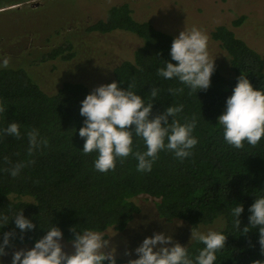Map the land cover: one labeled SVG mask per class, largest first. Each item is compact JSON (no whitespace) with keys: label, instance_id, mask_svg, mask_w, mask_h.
I'll return each instance as SVG.
<instances>
[{"label":"trees","instance_id":"1","mask_svg":"<svg viewBox=\"0 0 264 264\" xmlns=\"http://www.w3.org/2000/svg\"><path fill=\"white\" fill-rule=\"evenodd\" d=\"M5 1L0 0V8L16 0ZM235 2L185 0L182 4L175 3L178 9L169 6L172 3L163 8V14L170 15L168 19L171 16L179 19L180 23L184 22L183 27L209 31L212 40L220 43L229 57V75L216 66L211 86L197 94L190 95L178 81L164 80L156 74L163 60L170 59L175 37L174 24L164 23L166 19L156 12L158 6L167 4L165 0L144 3L134 0L112 6L106 17L90 25L87 31L108 46L118 31L136 36L140 42L133 49V59L112 64L108 61H113V53L95 51L106 63H99L90 74L79 79L64 81L52 94L41 87L24 65L0 68V100L7 104V110L0 114V129L15 121L22 133L19 139L0 136V214L9 221L0 228V242L3 233H16L6 253L33 247L51 223L62 229L63 239L69 243L73 236L70 229L75 225L105 233L111 229L124 231L140 215L141 208L133 199L142 195L155 200L156 217L168 233H175V223L200 228L222 218L218 230L227 239L225 247L217 253V264H255L256 261L264 264L258 227L248 233L242 231L249 224L250 205L257 196L264 195V138L255 147L245 144L242 149H234L224 142L223 130L217 125V117L224 111L226 99L242 73L254 87H264V53L251 39L252 34H261L257 29H264L261 26L264 20L256 13L264 6V0ZM140 9L145 14H137ZM76 57L74 44L67 39L49 51L39 52L31 65L55 60L69 62ZM113 81H122L120 86L125 89L134 83L135 91L141 96L152 87L159 88L153 116L163 113L171 104L184 106L177 116L181 122L195 115L198 124L194 135L198 143L193 154L181 162L171 152L162 151L152 171L147 173L136 170L137 162L131 156L118 161L115 170L107 173L94 170L96 154H84L80 150L84 140L79 136V128L85 118L79 110L81 101L94 88ZM169 88L184 90L173 96ZM32 129L46 137L48 145L29 154L26 133ZM134 144L136 150H145L142 140L134 137ZM17 163L25 166L13 178L7 169ZM237 203L244 206L239 229L231 216V209ZM21 210L37 226L23 234V239L12 218ZM182 245L188 246L193 254L204 246L195 240ZM116 258L118 264H127L137 257Z\"/></svg>","mask_w":264,"mask_h":264},{"label":"clouds","instance_id":"2","mask_svg":"<svg viewBox=\"0 0 264 264\" xmlns=\"http://www.w3.org/2000/svg\"><path fill=\"white\" fill-rule=\"evenodd\" d=\"M170 59L163 60V65L156 69V74L164 80H176L189 94L206 91L212 83L216 71L215 59L210 58L208 36L202 30L192 27L184 28L174 37L169 51ZM9 58L0 59V68L9 66ZM113 81L93 89L81 101L80 115L84 117L83 126L79 128V136L84 140V154L95 153L94 170L107 173L115 170L117 162L129 156L136 160L138 172H151L154 163L162 151L171 152L179 161L190 157L198 143L194 131L198 120L195 115L183 122L177 119L182 113V104L170 105L161 114L152 115L159 88L152 87L145 96L135 91V84L129 83L122 88ZM183 88H169L175 96ZM7 110L6 102L0 100V114ZM171 117V119H169ZM223 130L224 142L234 149H242L245 144L255 147L264 138V87H254L247 76L242 73L227 97L225 109L218 117ZM7 135L19 139L22 135L20 125L13 121L6 128L0 129V136ZM28 152L46 147L48 139L42 137L38 130H28ZM134 137L143 141L145 150H136ZM23 163H17L7 169L10 176L20 175ZM249 224L243 233L250 229L259 231V245L264 253V195L257 199L248 209ZM244 212L243 204L237 203L231 209L235 226L240 228L239 217ZM15 227L23 234L36 229V224L23 214V210L15 214ZM12 220V219H11ZM9 223L6 215L0 214V228ZM221 218V227H222ZM42 229H44L41 226ZM45 234L35 240L34 246L21 248L12 254L11 264H118L117 249L105 232L91 227L73 226L70 240L72 251L65 250L62 242V229L51 225ZM16 233H3L0 242V257L6 255V248ZM227 236L222 230L200 231L198 227L191 229L190 242L197 241L204 246L193 254L188 246L174 242L172 235L155 232L145 237L135 248L137 258L128 260L127 264H217V253L225 247ZM131 255V252H126ZM256 261L255 264H258ZM0 264H3L0 261Z\"/></svg>","mask_w":264,"mask_h":264},{"label":"rangeland","instance_id":"3","mask_svg":"<svg viewBox=\"0 0 264 264\" xmlns=\"http://www.w3.org/2000/svg\"><path fill=\"white\" fill-rule=\"evenodd\" d=\"M131 1L134 0H16L10 5L4 3L3 6L7 7L0 8V59L9 58L11 66L24 65L32 77L49 94L56 92L64 81L79 79L83 75L90 74L99 63L105 64V60H101L95 51L101 49L113 53V61H108L112 64L123 60H132L133 49L140 42L136 36L118 31L112 37L113 43L108 46L103 39L95 37L87 31L90 25L104 19L112 6ZM141 1L144 3L150 0ZM165 1L167 4L158 6L156 12L162 19H166L163 21L164 23L174 24L173 34L177 36L184 28L191 29L183 27L184 22L180 23L179 19L172 18V16L168 19L170 15L163 14V8L168 3H172L169 6L178 9L175 3L182 4L185 0ZM238 1L236 0L235 4H239ZM263 8L264 6L256 10L261 20H264ZM143 12L144 10L140 9L137 14L141 16L145 14ZM261 26L264 27V24ZM200 30L208 36L210 58L215 59V65L224 75L228 76L230 71L227 53L222 49L220 43L212 40L209 31ZM257 30L262 31L261 34H252L251 39L255 40L259 49L264 53V29ZM67 39H70L74 44V49L77 52L75 59L69 62L55 60L40 65H31V62L38 57L39 52L49 51ZM133 201L141 208L140 215L126 230L120 232L111 229L105 233L106 236H114L111 241L117 249L116 257L126 256V252H131V255H127L129 257H137L135 248L145 237L151 236L155 232L171 234L174 242L180 244L190 242L192 227L189 224L175 223L173 225L175 233H171V231L168 233L156 217L154 199L141 195L134 198ZM220 227L221 221H218L211 226H201L198 229L207 232L208 230H218ZM62 242L65 245V250L71 252V244L64 239ZM19 249L21 248L6 253L0 257V261L3 264H11L13 252Z\"/></svg>","mask_w":264,"mask_h":264}]
</instances>
